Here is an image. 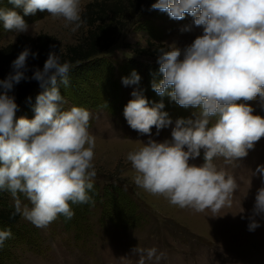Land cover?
I'll use <instances>...</instances> for the list:
<instances>
[{
    "label": "clouds",
    "instance_id": "obj_1",
    "mask_svg": "<svg viewBox=\"0 0 264 264\" xmlns=\"http://www.w3.org/2000/svg\"><path fill=\"white\" fill-rule=\"evenodd\" d=\"M7 3L13 7L0 6V25L16 35L33 33L24 16L38 10L62 19L72 32L86 23L85 0ZM21 8L23 15L17 11ZM149 10L166 12L175 20L191 16L192 24L180 31L199 28L201 32L184 47L168 43L156 55L162 79H154L152 89L183 108L194 109L190 117L175 120L170 140L151 138L153 126L158 135L173 124L163 99L149 102L138 87L141 76L136 70L121 78L123 85L137 86L123 115L132 129L149 135L146 143L127 153L136 172L134 183L181 209L223 216L219 213L232 207L240 182L214 161L219 157L228 163L239 161L264 137V115L256 114L250 103L255 101L264 109V0H155ZM36 55L26 46L12 61V70L0 79V191L11 193L13 215L47 228L61 215L72 219L71 205L92 202L96 144L89 130L90 110L77 105L62 108L66 101L61 87L70 85L69 73L76 65L62 60L61 49L50 51L43 68H35L29 77L27 61ZM26 80H36L42 89L31 119L16 116L19 105L12 94ZM27 100L30 103L31 97ZM202 149L204 162L190 163ZM257 174L264 179V164L257 166L253 175ZM257 216L264 218V186L258 189L248 217L249 231L261 226ZM12 235L10 227L0 228V249ZM131 254L139 257L138 264H160L166 259V253L155 246H137Z\"/></svg>",
    "mask_w": 264,
    "mask_h": 264
},
{
    "label": "rangeland",
    "instance_id": "obj_2",
    "mask_svg": "<svg viewBox=\"0 0 264 264\" xmlns=\"http://www.w3.org/2000/svg\"><path fill=\"white\" fill-rule=\"evenodd\" d=\"M91 1L85 0V6ZM1 3L13 7L7 0H0ZM150 6L128 18L126 30L112 48L101 55L110 61L112 69L93 74L88 83L71 92L68 91L70 85L66 89L61 87L66 101L63 109L83 106L92 114L89 130L95 137L97 171L93 194H90L92 202L72 205L77 212L72 219L61 215L47 228H37L20 216L16 229L27 239L15 243L1 264H138L139 257L131 254L137 246L145 249L155 246L164 251L166 259L160 264H264V218L256 217L261 226L255 231L247 227L257 191L264 186V179L259 174L253 175L257 166L264 164V137L239 161L228 163L222 157L214 161L218 168L226 169L240 182L232 207L219 213L223 216H210V211L181 209L134 183L136 172L126 159L127 153L146 143L149 135L132 129L123 115L137 86H125L121 78L130 76L132 70L142 75V70L132 60L154 59L134 56L133 50L151 42L160 48L172 42L184 47L201 32L199 28L192 32L180 31L183 26L192 24L191 16L175 20L166 12L149 10ZM17 11L23 15L22 8ZM24 19L32 25L33 33L19 35L46 33L57 38L63 47L76 43L86 30L83 25L72 32L62 19H54L47 11L38 10ZM19 35L5 31L0 25V48L13 44ZM151 84L141 77L138 87L143 89L144 95L149 93L150 103L163 99L164 111L173 120V124L161 129L158 135L153 126L151 138L158 142L170 140L175 120L190 117L194 109L183 108L167 96L160 97ZM250 103L256 114L264 115V109L257 102ZM29 104L31 102L23 104L16 116L33 118L35 113ZM203 162L202 149L200 157L190 163ZM104 185L118 188L119 194L106 193ZM21 199L28 203L23 196ZM0 200V207L14 208L10 192L0 191ZM242 208L244 211L238 213Z\"/></svg>",
    "mask_w": 264,
    "mask_h": 264
},
{
    "label": "trees",
    "instance_id": "obj_3",
    "mask_svg": "<svg viewBox=\"0 0 264 264\" xmlns=\"http://www.w3.org/2000/svg\"><path fill=\"white\" fill-rule=\"evenodd\" d=\"M153 2L155 0H92L86 4L83 13V18L86 21L84 34L76 43L65 47L60 44L57 38L46 33H39L36 36L19 35L13 44L0 48V79H4L12 70V61L27 46L32 52L37 53L35 58L32 56L28 58L29 71L27 75L29 77L35 68H43L50 51L59 52L61 49L62 60L71 61L76 65L69 73L70 86L68 91L71 92L84 86L93 74H101L105 68L112 69L110 61L101 55L111 49L122 32L126 30L127 19L143 11L144 7ZM0 6L5 5L1 3ZM158 46L151 42L145 47L133 50L134 56H148L154 59L152 61L132 60L135 66L142 70V81L149 84L154 79H162V74L159 73V65L156 62V55L160 49ZM41 91L42 89L36 80H26L16 85L12 94L15 95L19 109L23 104L28 103L27 98L31 97L32 101L29 105L33 110L35 98ZM145 96L149 101L152 99L149 93H146ZM103 189L111 195L119 194L118 188L111 185H104ZM13 212L14 208L12 207H0V228L10 227L13 233L12 237L5 241L4 247L0 249V264L1 261L6 260L15 243L19 240L24 242L27 239L26 235L16 229L20 215H13Z\"/></svg>",
    "mask_w": 264,
    "mask_h": 264
}]
</instances>
